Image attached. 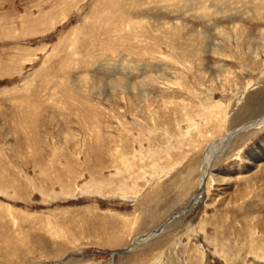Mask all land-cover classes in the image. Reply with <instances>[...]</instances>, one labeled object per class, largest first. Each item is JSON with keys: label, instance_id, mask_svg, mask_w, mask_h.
<instances>
[{"label": "rangeland", "instance_id": "obj_1", "mask_svg": "<svg viewBox=\"0 0 264 264\" xmlns=\"http://www.w3.org/2000/svg\"><path fill=\"white\" fill-rule=\"evenodd\" d=\"M0 264H264V0H0Z\"/></svg>", "mask_w": 264, "mask_h": 264}, {"label": "bare ground", "instance_id": "obj_2", "mask_svg": "<svg viewBox=\"0 0 264 264\" xmlns=\"http://www.w3.org/2000/svg\"><path fill=\"white\" fill-rule=\"evenodd\" d=\"M203 42V41H202ZM203 44V43H202ZM210 151V150H209ZM212 151V150H211ZM205 175V174H204ZM206 181V180H205ZM206 184V183H205ZM205 186V185H204ZM201 192V191H200ZM204 195H206V194H204V192H201V193H199L198 195H197V197H196V199H195V201L196 202H199V201H201L202 200V198H203V196ZM191 205V204H190ZM194 205V204H193Z\"/></svg>", "mask_w": 264, "mask_h": 264}]
</instances>
